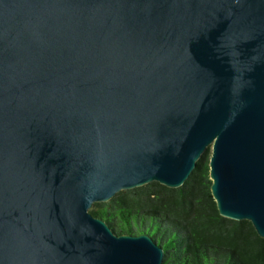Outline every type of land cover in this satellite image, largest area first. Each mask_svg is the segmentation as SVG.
Segmentation results:
<instances>
[{"label":"water","instance_id":"1","mask_svg":"<svg viewBox=\"0 0 264 264\" xmlns=\"http://www.w3.org/2000/svg\"><path fill=\"white\" fill-rule=\"evenodd\" d=\"M209 149L264 239V0H0V264H163L91 207Z\"/></svg>","mask_w":264,"mask_h":264},{"label":"trees","instance_id":"2","mask_svg":"<svg viewBox=\"0 0 264 264\" xmlns=\"http://www.w3.org/2000/svg\"><path fill=\"white\" fill-rule=\"evenodd\" d=\"M209 152L202 153L180 188L152 182L94 204L90 214L117 235H149L164 251L163 264H264V239L252 224L218 213Z\"/></svg>","mask_w":264,"mask_h":264},{"label":"rangeland","instance_id":"3","mask_svg":"<svg viewBox=\"0 0 264 264\" xmlns=\"http://www.w3.org/2000/svg\"><path fill=\"white\" fill-rule=\"evenodd\" d=\"M209 151L211 152V150L209 149ZM210 152H209V154H210ZM94 207V206H93ZM93 207H91V209H93Z\"/></svg>","mask_w":264,"mask_h":264}]
</instances>
